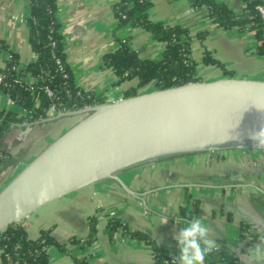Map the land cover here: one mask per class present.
<instances>
[{"label": "crops", "instance_id": "0c3cea01", "mask_svg": "<svg viewBox=\"0 0 264 264\" xmlns=\"http://www.w3.org/2000/svg\"><path fill=\"white\" fill-rule=\"evenodd\" d=\"M117 1L57 0L65 59L75 84L103 96L105 101L124 97L125 91L137 84L135 78L118 82L113 68L104 63L105 56L115 52L122 39L131 36L132 47L140 57L159 59L164 50V45L148 31L119 24L114 9ZM151 1L150 19L191 28V55L199 62L198 72L207 74L204 80L227 76L220 67L203 63L206 50L234 72L229 76L264 80V57L254 52L253 31L220 28L205 20L204 9L192 10L189 0ZM218 1L235 13L245 10L243 0ZM29 12V0H0V64L11 53L16 54L21 67L35 59L28 39ZM201 30H208L204 41L197 36ZM153 89L151 83L138 92ZM19 108L0 89V112ZM77 117L18 123L0 134V190L75 124ZM120 176L129 187L143 194V200L127 193L117 182L105 180L48 203L19 222L30 237L46 230L64 245L47 248L49 264H76L74 257L87 258L90 264H155L149 243L122 232L111 234L107 226L109 215L126 222L130 231L147 233L179 262L180 249L173 230L186 226L183 221L187 219L179 208L187 196L200 201L197 217L209 226V236L219 248L238 256L245 264H256L248 249L264 235V157L257 150L186 154L139 165ZM93 215L98 216L99 222L95 239L87 244L83 240L89 234L88 218ZM72 237L80 241H71Z\"/></svg>", "mask_w": 264, "mask_h": 264}, {"label": "water", "instance_id": "95a60500", "mask_svg": "<svg viewBox=\"0 0 264 264\" xmlns=\"http://www.w3.org/2000/svg\"><path fill=\"white\" fill-rule=\"evenodd\" d=\"M67 116L83 117L0 190V232L105 180L143 200L120 176L139 165L193 153L264 151L249 136L264 126V80L199 79L60 111L36 123Z\"/></svg>", "mask_w": 264, "mask_h": 264}, {"label": "trees", "instance_id": "16d2710c", "mask_svg": "<svg viewBox=\"0 0 264 264\" xmlns=\"http://www.w3.org/2000/svg\"><path fill=\"white\" fill-rule=\"evenodd\" d=\"M243 1L245 10L235 13L227 4L218 0H189L195 9L206 11V21L220 28H235L240 32L253 31L256 40L254 52L264 57V15L258 8L264 7V0ZM152 5L151 0H118L114 7L120 25L129 24L142 28L164 45L159 59L140 57L132 47L131 36H127L121 40V46L115 52L105 56L104 63L113 68L118 82L133 78L137 80L135 86L125 91V96L135 95L139 93L140 88L151 83L156 89L203 78L198 72L199 62L191 55V28L150 19L149 11ZM29 11L26 18L28 39L36 55L35 59L21 67L16 54L11 53L4 63L0 64V89L23 109V113L1 111L0 134L15 124L32 123L48 117L52 107L60 112L105 102L103 96L85 91L75 84L71 68L65 59L63 36L57 16V0H29ZM207 35L208 30L197 33L201 41H204ZM202 61L206 65H216L225 74L232 75L231 70L208 50L205 51ZM46 88L52 91L51 96L47 94ZM219 152L214 151L211 154ZM1 155L3 153L0 152ZM166 159L168 158L159 161ZM199 206V200L187 196L179 212L183 218L190 220L193 216L197 217ZM88 219L89 234L83 241L91 244L95 239L99 218L93 215ZM107 226L112 235L122 232L149 243L153 248L155 264H171L174 255L147 233L130 231L126 222L114 216L108 217ZM74 240L80 241L72 237L71 241ZM52 244L64 248L49 231L43 230L39 236L32 238L19 223H14L0 232L1 264H49L47 248ZM74 261L76 264H90L87 258L74 257ZM205 264L245 263L226 249L219 248L206 257Z\"/></svg>", "mask_w": 264, "mask_h": 264}, {"label": "clouds", "instance_id": "9594fccd", "mask_svg": "<svg viewBox=\"0 0 264 264\" xmlns=\"http://www.w3.org/2000/svg\"><path fill=\"white\" fill-rule=\"evenodd\" d=\"M249 136L258 145L264 146V126L250 132ZM183 223L186 226L179 231L173 230V238L180 249L179 264H205L206 256L219 250V245L209 236V226L196 216ZM248 253L256 264H264V235L259 237L257 244L248 249ZM171 264H177V257L173 256Z\"/></svg>", "mask_w": 264, "mask_h": 264}, {"label": "rangeland", "instance_id": "374dc122", "mask_svg": "<svg viewBox=\"0 0 264 264\" xmlns=\"http://www.w3.org/2000/svg\"><path fill=\"white\" fill-rule=\"evenodd\" d=\"M235 69V68H234ZM231 73H234V72H232L231 71ZM221 74H223V72L221 73ZM229 74L230 73H228V74H225V75H227V76H229ZM203 75V76H202ZM206 75V76H205ZM201 76L203 77L202 79L204 80V79H207L208 78V76H207V74L206 73H203V74H201ZM216 79V78H215ZM213 80V79H212ZM12 111H17V112H19L20 111V108L19 109H17V110H15V109H11ZM57 114V113H56ZM56 114H54V113H52L51 111H50V113H49V116H54V115H56ZM67 117H71V116H67ZM74 118H75V116H73ZM83 116H78L75 120H74V122L73 123H75V121H78V120H80L81 118H82ZM62 118H66V117H62ZM56 120V119H55ZM73 125V124H72ZM260 154H262V156L264 157V151H259V150H257ZM166 162V161H165ZM168 162H170V161H168ZM263 191V190H262ZM260 192V191H259ZM263 194V193H262ZM261 194V195H262ZM263 196H264V194H263ZM194 200H195V198H194ZM185 202H183V204H184ZM110 216V215H109ZM109 216H107V219H108V217ZM249 231V230H248Z\"/></svg>", "mask_w": 264, "mask_h": 264}, {"label": "built area", "instance_id": "2783aa9c", "mask_svg": "<svg viewBox=\"0 0 264 264\" xmlns=\"http://www.w3.org/2000/svg\"><path fill=\"white\" fill-rule=\"evenodd\" d=\"M259 10H260V12L262 13V15H264V7L259 6ZM1 82H2V76L0 75V83H1ZM46 91H47V94H48L49 96L52 95V91H51L49 88H46ZM50 111H51L52 113H54V114L58 113L57 110H56L54 107H52V108L50 109ZM259 151H260V150H259Z\"/></svg>", "mask_w": 264, "mask_h": 264}]
</instances>
